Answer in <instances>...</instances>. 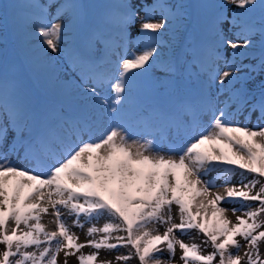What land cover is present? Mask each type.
<instances>
[{"label": "snow or ice", "instance_id": "1", "mask_svg": "<svg viewBox=\"0 0 264 264\" xmlns=\"http://www.w3.org/2000/svg\"><path fill=\"white\" fill-rule=\"evenodd\" d=\"M257 4L221 0L203 21L210 42L185 37L179 54L163 37L179 40L188 31L190 14L183 4L121 0L93 27H86L88 6L82 0L12 6L35 10L14 15L13 42L22 48L39 41V53L48 60L53 59L49 50L63 54L78 72L77 88L89 104L79 116L57 106L53 120L24 98L19 69L7 58L5 15L0 25V264H60L61 253L63 264L69 257L77 264L134 259L138 264H264V18L258 27L242 19ZM259 7L264 10V0ZM137 21L143 39L139 51L128 55ZM80 31L82 43L63 46L69 33ZM145 76L153 77L152 98L140 88ZM105 117L107 124L97 133ZM133 123L151 129L154 138H134ZM166 143L168 153L161 150ZM235 175L240 180L234 185ZM65 211L74 217L71 225L63 219ZM49 214L56 230L42 222ZM85 224L88 239L82 243L72 228ZM192 230L205 237L200 244L181 238ZM204 246L212 251L205 254ZM86 247L94 251L84 254ZM120 248L126 253L101 259L102 250Z\"/></svg>", "mask_w": 264, "mask_h": 264}, {"label": "rangeland", "instance_id": "2", "mask_svg": "<svg viewBox=\"0 0 264 264\" xmlns=\"http://www.w3.org/2000/svg\"><path fill=\"white\" fill-rule=\"evenodd\" d=\"M33 0H0V25H2L5 15H7L8 20V36H9V44H8V53L7 58L10 65H16L19 69L18 71V77L20 81V87L21 92L24 97L29 98L30 101L37 105L41 112L46 113V110L53 108L52 110H49L48 114L49 116L54 120V110L57 108V106H62L65 114L70 115V111L72 108L81 114L82 110L79 106L83 107L85 105L89 104V101L85 98L84 94L81 93L77 85L81 84L82 81L80 80L78 72L73 71L72 66L69 64L66 57L62 61L58 69V71H47L46 73H40L39 67H34L32 65H36V61H33L35 58V53L32 51L35 48H38L39 45L34 44V40H30V43L24 45L22 48H18L17 45L12 40V34L14 31V24H13V17L17 12H32L35 11L34 9L30 8H16L12 7L14 5H27L32 3ZM39 3H45L46 0H37ZM121 2V0H92L91 5L87 7V11L91 10L95 14H99L100 17H104V15L115 9V6L118 5ZM169 4H183L187 6V11L190 14V19L186 21L188 25V31L183 32L179 40H177L175 37H172L170 34L165 35L163 37L164 41H171L174 45V51L179 54L181 46L184 44L185 37L188 36H195L196 40L198 42H210V36L205 32L203 21L212 14L214 11L213 6L219 4V0H167ZM149 3V1H147ZM87 5V1L85 3ZM4 5H8L9 7H4ZM203 5L208 6V10L203 9ZM213 10V11H211ZM234 8L233 6H229L228 11L229 14L233 12ZM235 11H242L240 9H235ZM103 13V14H102ZM140 15H143V12L140 13ZM160 13L157 12L155 14V18L159 19ZM264 18V10H262L259 7V4L256 8L253 10H250L248 14L244 15L242 17L243 20L249 23H253L257 25V27L260 24L261 19ZM136 22L135 25L131 28V40L132 43L129 46V52L128 55H131L132 52H138L139 49L137 48V44L140 43V41L143 39V37L139 34V27H137ZM87 24V23H86ZM87 27H93V25H88ZM226 27V25H225ZM83 31L80 32H71L69 35L72 36V45L73 48L77 46L78 44L82 43L83 38ZM4 31L3 28L0 27V36H3ZM255 40H258L259 37H254ZM4 45L0 44V56L3 55ZM259 45L257 44V47L253 49V51H258ZM166 53L165 58H167V54L169 53L168 48L163 49ZM37 51V50H36ZM39 53V52H37ZM40 55V53H39ZM226 55L229 59L232 58L231 49L226 50ZM41 56V55H40ZM244 63H255L254 60H245ZM32 64V65H31ZM192 71L198 72V68L192 69ZM220 71L223 72L224 68L221 66ZM156 75H159V70L157 69L155 72ZM193 83L191 87L193 89L196 88V78L193 76ZM259 79V78H257ZM140 88L145 97L152 98L153 97V82L149 79H145L144 77L140 80ZM67 86L66 88L58 89L56 94L47 93L45 91L46 86ZM238 86V85H237ZM215 88H219V83L215 85ZM215 91V89H213ZM75 103H73V102ZM163 102H170V101H163ZM241 121H243V117L240 118ZM107 124V117H105L103 120L98 121V127L96 128L97 133L103 130V127H105ZM255 124V116H253L252 122L249 123V127H252ZM144 129L151 130L148 128H145L143 126H140L138 124L133 123L132 127L130 128V132L133 135V137H140L142 134V131ZM11 134V133H10ZM9 134V135H10ZM149 139H153V135L148 134ZM174 136V134H173ZM84 139H88L87 136L84 137ZM166 147L168 151V144L162 145V147ZM161 147V148H162ZM13 160H16L17 157H12ZM21 168L25 167L26 165L24 163H20L19 165ZM240 171V170H237ZM211 176H216L217 174L215 172L210 174ZM240 178L239 175H235L232 177L231 183L236 182ZM219 183H222L220 180ZM218 183V184H219ZM222 206L231 209L233 207L232 204L224 203ZM239 214V213H238ZM205 238V237H204ZM243 243V242H242ZM208 253L212 251L211 247L207 249ZM261 253L264 254V245L261 246Z\"/></svg>", "mask_w": 264, "mask_h": 264}, {"label": "bare ground", "instance_id": "3", "mask_svg": "<svg viewBox=\"0 0 264 264\" xmlns=\"http://www.w3.org/2000/svg\"><path fill=\"white\" fill-rule=\"evenodd\" d=\"M85 1H87V6L91 5V3H92V0H82L83 3H85ZM147 1H149V4L153 3V0H147ZM185 1H188V0H185ZM178 2H180V0H178ZM219 2H221V0H219ZM260 2H261V0H258V4ZM202 7H203V9L208 10V6L203 5ZM211 11H213V10H211ZM87 14L88 15H87V22H86L87 24H86V27L88 25L96 26L97 24L101 23L103 16L101 18L99 14H95L91 10H88L87 11ZM141 16H143V15H141ZM136 26L139 27V23H137ZM226 27H227V25H226ZM82 34H83V38H84V32H82ZM34 44L39 45V47L38 48H35L34 47V49L32 50L35 53V57H34L35 59L33 61H36V65H32V64L31 65L34 66V67H36V66L39 67V72L40 73H46L47 71H58V69L60 67L59 64L62 63V61L64 60L65 56L63 54H61V53H55V54H53L49 50V56H52L53 59L48 60L46 57H42V56L39 55V53H37V52H39V48H40L39 41L34 40ZM63 46L66 47V48H69V49H72L73 48V45H72V36L71 35L68 34V36L66 38V43ZM144 78L145 79H149V80H151L153 82V77H151V76H145ZM66 87L67 86H53V85L52 86H46L45 91L47 93H49V95H51V94H56L58 92L57 91L58 89H62V88H66ZM24 98L27 99V100H30L29 98H26V97H24ZM73 103H75V102H73ZM79 107L81 109H83V107H81V106H79ZM52 109L53 108H50L49 110H52ZM151 131L152 130L144 129L142 131V134H141L140 137H134V138H136V139H149L150 136H148V134ZM9 139H11V134L9 135ZM161 150L164 153H168V151H167V149H166L165 146L162 147ZM211 177H215V175L214 176H211ZM239 180H240V178L236 182H234L232 184H234V185L235 184H238ZM219 181L220 180L217 179L215 182L218 184ZM217 190L223 191L222 189H212V191H217ZM222 207H224V206H222ZM194 211H195V209H194ZM173 216L175 218V222H179L178 215H177V208H176L175 205H173ZM228 216H229L230 219H232L233 221H235V216H232L231 215V212L228 213ZM53 219H54V217L51 216L50 214L49 215H45L42 218V222L46 225V227H47V229L49 231L56 230V225L51 222ZM63 219H65L66 222L69 225H71L74 217L71 216V215H69V214H67V212L65 211V214L63 216ZM104 219L105 218H101V220L97 224L98 227L103 225ZM81 220H83V217H81ZM158 227H159V230L161 232H163V230H164L163 227L162 226H158ZM87 228H88V225L87 224H85L84 229H80V228H77V227H73L72 228V231L75 232L79 236L80 242H82V243L85 242L88 239V237L86 236ZM177 235H179V233H177ZM181 238L186 243L195 242L197 244H200L201 241L205 239L201 234H198L195 230H192V232L190 233V235H184ZM3 247H4L3 245H0V250H3ZM208 248H209V246H204L205 254L208 253V250H207ZM31 250H33V249H29V251H31ZM82 251H83L84 254H88V253H90V252H92L94 250L91 249V248H87L86 247ZM126 251H127V249H124V248H120V249H118V250H116V251H114L112 253H107V252H104L102 250L101 251V259L108 258V259H113L114 260V258H115L116 255H118V254H124V253H126ZM233 251H235V249H233ZM241 255H243V252H241ZM164 256H167V253H164ZM179 256H180V251L178 249L177 250V256H176V258L178 259ZM13 259H15V258H13ZM59 260H60V264H63V261H64V254L63 253L60 254ZM68 264H77L76 257H69ZM129 264H138V262L134 259V260L130 261Z\"/></svg>", "mask_w": 264, "mask_h": 264}]
</instances>
